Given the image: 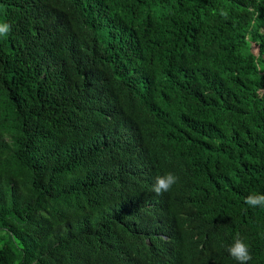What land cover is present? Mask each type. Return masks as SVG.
I'll list each match as a JSON object with an SVG mask.
<instances>
[{"label":"trees","instance_id":"trees-1","mask_svg":"<svg viewBox=\"0 0 264 264\" xmlns=\"http://www.w3.org/2000/svg\"><path fill=\"white\" fill-rule=\"evenodd\" d=\"M0 22V264H238V237L264 264V0H0Z\"/></svg>","mask_w":264,"mask_h":264},{"label":"clouds","instance_id":"clouds-1","mask_svg":"<svg viewBox=\"0 0 264 264\" xmlns=\"http://www.w3.org/2000/svg\"><path fill=\"white\" fill-rule=\"evenodd\" d=\"M10 31L11 25L0 22V37H6ZM178 179L179 178L171 172L162 176H157L155 178V183L152 185V191L156 195L167 193L178 182ZM244 203L250 207L264 208V194L249 195L245 197ZM227 251L238 264H247V262L252 259L248 245L239 237L228 247Z\"/></svg>","mask_w":264,"mask_h":264},{"label":"rangeland","instance_id":"rangeland-1","mask_svg":"<svg viewBox=\"0 0 264 264\" xmlns=\"http://www.w3.org/2000/svg\"><path fill=\"white\" fill-rule=\"evenodd\" d=\"M252 50H255V48H252Z\"/></svg>","mask_w":264,"mask_h":264}]
</instances>
